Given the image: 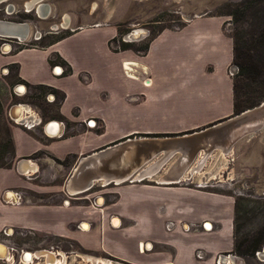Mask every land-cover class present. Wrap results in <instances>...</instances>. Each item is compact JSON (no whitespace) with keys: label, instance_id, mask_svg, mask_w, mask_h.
Returning <instances> with one entry per match:
<instances>
[{"label":"crops","instance_id":"crops-1","mask_svg":"<svg viewBox=\"0 0 264 264\" xmlns=\"http://www.w3.org/2000/svg\"><path fill=\"white\" fill-rule=\"evenodd\" d=\"M65 20L70 23V17ZM224 21L220 15H197L178 29L158 32L144 52L137 51L135 40L120 42L129 43L128 48H114L120 26L101 21L76 25L43 47L4 48L0 43V81L12 77L30 88L50 89L60 99L44 105V97L34 95L41 112L23 117L30 107L22 103L21 117L20 109L14 112L34 128L14 124L13 155L28 160L30 169H43L48 182H30L23 162L19 168H0V232L25 228L57 235L79 250L126 264H216L221 253H229L223 262H234L233 196L184 184L204 172L213 151L197 170L202 148L183 167L180 160H187L186 152L195 145L156 143L150 155L140 154L143 161L130 175L133 180L95 181L97 194L86 193L92 187L83 193L66 190L86 155L128 139L188 137L235 115L234 79L227 72L234 41ZM56 65L62 69L56 72ZM90 120L96 122L93 127L85 124ZM51 121L55 134L48 130ZM69 159L75 163L65 166ZM62 174L68 177L65 186L54 183ZM8 192L17 199H9ZM106 192L116 198L97 199L95 205L94 196L101 199ZM67 194L76 201L63 202ZM55 196L61 197L48 200ZM169 221L175 223L172 230L166 228ZM189 225L197 226L186 231ZM199 249L207 254L204 259L197 257Z\"/></svg>","mask_w":264,"mask_h":264},{"label":"rangeland","instance_id":"rangeland-1","mask_svg":"<svg viewBox=\"0 0 264 264\" xmlns=\"http://www.w3.org/2000/svg\"><path fill=\"white\" fill-rule=\"evenodd\" d=\"M29 1L5 0L0 3V19L30 25V33L24 42L17 43V40L0 37L1 44L14 42L12 47L15 49L43 47L52 44L76 25L101 21L120 26L116 40H135L136 44L133 45L137 47L136 49H142L161 30L178 29L189 21L192 14L206 12L207 15L222 16L225 20L223 28L233 41H236L243 50H250L258 60L264 62V51L257 53L256 47V39H260L263 34L264 0H42V4L50 8L45 14L38 11L40 4L35 6L36 11L27 10L25 4ZM9 5L14 6V13L8 14L6 8ZM66 16L70 17V23L67 25H65ZM37 33H40L38 37ZM227 72L237 82L238 100L247 109L264 101V69L263 74L256 81H249L241 76L235 77L238 67L234 63L229 66ZM12 79V77L8 79L4 77L0 81V168L15 169L19 168L22 161L12 152L11 129L16 122L11 118V107L20 103L29 105V111L23 115L27 117L42 111L41 106L34 103V95H42L44 105L51 102L53 105L59 100L50 89L45 91V89L25 86L23 92H19L16 88L21 83H15ZM219 150L213 151L208 160L205 159L204 172L196 174L192 180L184 181V184L197 188H213L233 196L236 209L234 221L236 237L238 240H253L259 232L260 234L264 232V129L243 137L235 143L227 155L221 154ZM35 158L39 160L40 157ZM64 163L65 166L73 165L75 160L69 159ZM43 165L48 167L46 163ZM36 170L27 167L26 173L23 174L34 184L47 183L43 169ZM64 174L54 183L66 184L68 177L67 175L64 177ZM199 184L207 187H198ZM90 192L97 194L98 186L95 185L86 193ZM100 195H111L113 199L116 198L113 192ZM60 197H49L48 200H57ZM61 200L76 201L70 195L67 198L61 197ZM16 229H24V231H17L18 233L11 237L7 236L4 230L0 232V240L11 246H9L11 254L8 258L0 259V264H26L21 259L22 249L31 251L36 257L28 264H48L45 255L38 256L37 253L41 252L40 249H48L51 246L57 250L60 247L56 245L64 239L31 229ZM64 245L63 251L59 250L60 254H56L57 259L61 261L60 264H126L105 253L95 254L79 250L75 243L72 244L74 247ZM263 248L264 244L260 250ZM258 253L259 251L254 255H241L233 252L234 262H226V264H264V256ZM228 254L221 253L222 256H218L225 259Z\"/></svg>","mask_w":264,"mask_h":264},{"label":"water","instance_id":"water-1","mask_svg":"<svg viewBox=\"0 0 264 264\" xmlns=\"http://www.w3.org/2000/svg\"><path fill=\"white\" fill-rule=\"evenodd\" d=\"M31 2V10H33L35 6L37 7V5L42 4V0H32ZM42 7H44V4ZM205 13L206 12L200 14H192L190 18ZM14 23L16 24L18 22L0 19V37L10 38L14 41L17 40L16 42H21L19 39L12 36L11 31L7 30V27H10ZM18 24H23L22 26H25V28L20 26L16 28V30L21 36L26 37L25 39H27V32L29 29L28 23ZM58 69L59 68H57V70ZM20 88L22 89L24 87L21 86ZM19 107L21 106H14L12 110L18 111ZM263 129L264 101L253 108L246 109L239 114H235L227 119L217 122L212 126L188 137L166 140H153L147 138L128 139L126 141L113 144L84 156L76 165L73 173L69 177L66 184V190L70 192L71 189L73 193H83L89 190L95 183V181L98 180L113 179L115 180L114 182L118 183L120 181L126 180L127 178L132 179L129 178L130 175H132L138 169L143 161V159L140 157V154H144V157L150 155V148H154V145L156 146L159 143L163 144L164 147H167L169 145H179L187 143L195 146L199 145L198 148H202L204 150V157L203 159L198 161L199 165L209 155L208 151L210 148L213 149L212 151L224 149L229 153L230 149H232L235 143H237L243 137L253 135ZM218 136H220L222 142L216 141L218 140ZM210 141L214 144L215 142H219L222 144H220L219 146H214L210 143ZM208 142L209 144H207ZM197 151V149L188 150L187 152L185 151L186 153H189V159H181L180 164L183 167H186L190 162L189 156H192ZM22 162L26 165H29V161L26 159H23ZM32 167L34 166L32 165ZM197 168L198 166L196 167V169ZM177 177L175 179H177ZM138 178V180H141L144 177ZM0 244L5 246L3 242H0ZM258 254L264 256V248L260 250Z\"/></svg>","mask_w":264,"mask_h":264},{"label":"trees","instance_id":"trees-1","mask_svg":"<svg viewBox=\"0 0 264 264\" xmlns=\"http://www.w3.org/2000/svg\"><path fill=\"white\" fill-rule=\"evenodd\" d=\"M233 14V13H231ZM264 22V21H263ZM262 33L260 39H256V47L257 53L264 51V25L262 28ZM66 34L62 35L60 38L64 37ZM116 40V39H115ZM123 45H126L124 47ZM129 43H122L119 49L128 48ZM139 52H144L145 48L137 49ZM233 63L238 67V72L235 74L236 76L244 77L249 81H256L257 78L263 74L264 62L262 60H258V58L251 53L250 50H243L239 45L234 42V51H233ZM234 94H235V102H234V111L235 114L241 113L247 107L242 105L238 100V90H237V82L234 79ZM57 100H60L59 97ZM236 211V209H235ZM264 244V232H259L255 238L246 239V240H238L235 234V245L233 252L241 255L249 254L254 255L257 251H260L262 245Z\"/></svg>","mask_w":264,"mask_h":264},{"label":"built area","instance_id":"built-area-1","mask_svg":"<svg viewBox=\"0 0 264 264\" xmlns=\"http://www.w3.org/2000/svg\"><path fill=\"white\" fill-rule=\"evenodd\" d=\"M124 40V39H123ZM126 40V39H125ZM10 41V40H9ZM120 42L121 41H119L118 39L117 40H115V41H113L112 42V46L114 47V48H116V49H119L120 48ZM10 43H11V41H10ZM12 43H14V42H12ZM11 43V44H12ZM17 43H20V42H17ZM11 44H9V43H5L3 46H4V48L5 47H8V45H10V46H13V44L11 45ZM57 68H61L62 69V66H57L56 65V67H55V70H56V72L58 71L57 70ZM6 69H3V74H6L7 72L5 71ZM234 76V75H233ZM85 80H87V78H85ZM21 86H26V85H24V84H21V85H17V88L16 89H18L19 90V87H21ZM17 90V91H18ZM55 101V100H54ZM18 104H15V105H13L12 107H11V118H13V120L16 122V123H18L19 121L22 123V124H24V126L25 127H27L28 129H30V128H34V126L32 125V124H29L28 123V121L27 122H25L26 120H17L14 116H15V114H14V110H12L13 109V107L14 106H17ZM12 111H13V113H12ZM14 116H13V115ZM96 122H94L93 120H90V121H88V122H86L85 124L87 125V126H89V127H93V125L95 124ZM50 126H54L55 125V122L54 121H51L50 122V124H49ZM198 187H207V185H202V184H199L198 185ZM100 197H102L105 201L106 200H108V199H113L112 197H111V195H102V196H100ZM114 198H115V196H114ZM97 199H98V201L100 200V198L99 197H95L94 198V200H93V203L95 204V205H99L98 204V202H97ZM64 202L65 203H67V204H69L70 203V200H64ZM174 226H175V223L174 222H172V221H169V222H167L166 223V228H167V230H172L173 228H174ZM195 226H197V225H189V226H187L185 229H186V231H190V230H192L193 229V227L195 228ZM21 230V232H23L24 231V229H16V228H7V229H4V231H5V233H6V235L7 236H9V237H11L12 235H14L15 233H18L17 231H20ZM0 242H3V240H0ZM5 242V241H4ZM5 243H7V242H5ZM8 244V243H7ZM64 244H66L67 246H72V244H73V242L71 241V240H67V239H61V241L56 245L57 247H60V248H57V250H55L54 249V247L53 246H51L50 248H46V249H40L39 251H43V252H50V253H52V254H60V252H59V250H62L63 251V247L65 246ZM10 246V245H9ZM11 247V246H10ZM72 247H74V246H72ZM22 253H23V255H22V257H21V259L22 258H24V256L25 255H27V254H33L31 251H29V250H24V249H22ZM196 255H197V257L199 258V259H204L205 257H206V253L203 251V250H197L196 251ZM58 256V255H57ZM220 256H222V255H220ZM36 257L34 256V259H35ZM216 264H226L225 262H223V258H219V256L217 257V260H216Z\"/></svg>","mask_w":264,"mask_h":264},{"label":"bare ground","instance_id":"bare-ground-1","mask_svg":"<svg viewBox=\"0 0 264 264\" xmlns=\"http://www.w3.org/2000/svg\"><path fill=\"white\" fill-rule=\"evenodd\" d=\"M3 1H5V0H0V3L1 2H3ZM32 0H30L28 3H27V5H28V7L29 8H31V2ZM42 6H43V4H41ZM41 5H39V9H38V11H41L42 12V14H45V12H43L42 10H43V8H46L47 9V11H49L50 10V8L49 7H47V5L45 6V4H44V7H42ZM10 8V7H9ZM23 24H18V23H14V24H12L10 27H7V30L8 31H11V33H12V36L13 37H16L17 39H19L20 41H25L26 39V37H23V36H21L18 32H17V30H16V28H18V27H23V28H25V26H22ZM29 25V24H28ZM65 25H67V24H65ZM18 33V34H17ZM28 35H29V33H30V25H29V29H28ZM40 33H37L36 34V36L38 37V35H39ZM8 47H10L11 48V46L10 45H8ZM7 47V48H8ZM8 50V49H7ZM61 70V68H59L58 69V71H60ZM24 87V86H23ZM25 89V87L24 88H19V90L18 91H20V92H22L23 90ZM19 109H20V111H19V118L21 117V115H22V113H23V109L21 108V107H19ZM15 118H18V117H16V116H14ZM53 129V130H52ZM49 131H50V133L51 134H55L56 132H57V128H55L54 129V127L53 126H50L49 127V129H48ZM53 136V135H52ZM216 141H220V142H222V139H220V136H218V140H216ZM215 142V141H214ZM210 143H211V141H210ZM207 144H209V142L207 143ZM212 145H214V146H219L220 144H222V143H219V142H215V144L214 143H211ZM224 144V143H223ZM203 145H206V144H203ZM199 147V145H197V146H195V148L193 147L191 150H194V149H199L198 148ZM206 147V146H205ZM212 148H210L209 149V151H208V154H210L211 152H212ZM220 152H221V154H223V155H227V154H229L228 153V151H225L224 149H220L219 150ZM230 151H231V149H230ZM188 154L189 153H187L186 155V157H188ZM136 157V156H135ZM188 159V158H187ZM203 163H204V161H202L199 165H198V163H197V160H196V163H195V165L197 164V166H198V169L197 170H199V168L203 165ZM27 165L25 164V163H22L21 164V168L22 167H26ZM28 167V166H27ZM70 193H73V191L70 189ZM8 198L9 199H14V198H16L15 197V194H13L12 192H8ZM17 199V198H16ZM99 202H103V199L101 198L100 199V201ZM87 227V226H86ZM209 228V227H208ZM3 244H5V246L4 245H2V244H0V259H5V258H8L9 257V255L11 254V250H10V248H9V245L7 244V243H5L4 241H3ZM37 255L39 256V255H45V258H46V261H47V263L48 264H60L61 263V261L60 260H58L57 258V255L56 254H52V253H50V252H39V253H37ZM32 260H34V254H30V255H25L24 256V258H22V261L25 263L26 262V264H28V263H30ZM64 260V259H63ZM27 261H29V262H27ZM64 261H62V263H63Z\"/></svg>","mask_w":264,"mask_h":264},{"label":"flooded vegetation","instance_id":"flooded-vegetation-1","mask_svg":"<svg viewBox=\"0 0 264 264\" xmlns=\"http://www.w3.org/2000/svg\"><path fill=\"white\" fill-rule=\"evenodd\" d=\"M9 7H10V8H9ZM25 8H26L27 10H29V9L31 10V8H29L27 4H25ZM6 9H7L8 14L14 13V10H15L14 6H12V5H9ZM33 10L36 11V8H34ZM42 11L45 12V13L48 12L46 8H43ZM22 42H24V41H21V43H22ZM73 198H74V197H73Z\"/></svg>","mask_w":264,"mask_h":264}]
</instances>
